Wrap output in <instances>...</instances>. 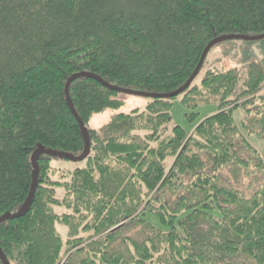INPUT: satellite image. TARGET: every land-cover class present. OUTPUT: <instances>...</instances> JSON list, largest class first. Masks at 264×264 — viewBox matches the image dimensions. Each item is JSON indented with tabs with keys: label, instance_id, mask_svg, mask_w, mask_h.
<instances>
[{
	"label": "trees",
	"instance_id": "trees-1",
	"mask_svg": "<svg viewBox=\"0 0 264 264\" xmlns=\"http://www.w3.org/2000/svg\"><path fill=\"white\" fill-rule=\"evenodd\" d=\"M231 35H264V0H0V219L25 207L39 171L20 218L0 223V264H264V154L249 141L264 143L263 64L208 71L101 130L93 116L122 93L78 77L69 96L90 152L70 175L53 166L86 150L71 77L170 94ZM178 98L190 132L172 124ZM205 104L217 112L198 122ZM41 149L67 156L35 165ZM228 169L256 190L227 184Z\"/></svg>",
	"mask_w": 264,
	"mask_h": 264
},
{
	"label": "rangeland",
	"instance_id": "rangeland-1",
	"mask_svg": "<svg viewBox=\"0 0 264 264\" xmlns=\"http://www.w3.org/2000/svg\"><path fill=\"white\" fill-rule=\"evenodd\" d=\"M264 65V38L262 39H229L220 41L214 44L208 51L202 67L200 68L195 84H200L203 76L208 71L223 72L232 68L238 69L243 76L247 74L248 69L252 65ZM121 98L125 101L123 107L118 110H106L100 114H95L91 120L90 127L95 130H101L106 124L110 122L113 116L116 114H129L134 110L145 111L150 99L141 95L122 93ZM199 113V119L202 120L207 116H211L217 112L216 104H205L200 106L197 110ZM190 111L183 107L180 102V98L174 101V108L172 111L173 122L175 126H180L185 131L190 132L195 124H192L187 119V114ZM242 111L235 113L237 124L243 118ZM249 141L259 150L261 154H264V143L258 140L256 137H249ZM53 166L61 171H64L67 175L73 172L74 169L86 166L84 161L74 162L71 159L54 158ZM226 183L232 185L241 191L250 195L256 190L257 182L252 177H247L242 172L241 176L234 175L230 170L224 172ZM57 176V175H56ZM55 178L57 179L58 177ZM60 179V178H58ZM261 181V178H259ZM60 196L63 192L59 190ZM64 211V210H62ZM60 234L63 238L67 237V230L64 226H57ZM127 236L140 237L138 230H132L125 233Z\"/></svg>",
	"mask_w": 264,
	"mask_h": 264
},
{
	"label": "water",
	"instance_id": "water-1",
	"mask_svg": "<svg viewBox=\"0 0 264 264\" xmlns=\"http://www.w3.org/2000/svg\"><path fill=\"white\" fill-rule=\"evenodd\" d=\"M264 38V35H261V36H256V37H249V36H243V35H231V36H224V37H220L214 41H212L208 46L207 48L205 49L203 55H202V58L195 70V72L193 73L192 77L189 79V81L186 83L185 86H183L181 89L173 92V93H170V94H150V93H143V92H136V91H129V90H122V89H118V88H114V87H111L109 86V84H107L105 81L101 80L100 78L94 76V75H89V74H81V75H74L73 77H71L66 85V95H67V99H68V104H69V107L74 115V117L76 118L77 122L79 123L80 127L82 128V131H83V137L85 139V144H86V150L84 152L83 155L79 156V157H73V156H70V155H65L63 153H59V152H56V151H52V150H45V149H41L39 151H37L35 154H34V163L35 165H37V158L40 154L42 153H47V154H50V155H53V156H62V157H65L67 156L69 159H71L72 161L74 162H82L84 160H86V158L88 157L89 155V152H90V143H89V136H88V132L87 130L85 129L84 127V124L83 122L81 121V119L78 117L75 109L73 108L72 104H71V101H70V96H69V86L70 84L75 80L77 79L78 77H82V76H88L90 78H93L95 80H98L101 84H103L105 87H108V88H111V89H114L116 91H120L121 93H129V94H136V95H141V96H144L146 98H149V99H171V98H174V97H178L179 95H181L189 86L190 84L193 82V80L196 78V76L198 75V72L204 62V59L208 53V51L210 50V48L220 42V41H225V40H229V39H262ZM38 167L36 166V170H35V174H34V182H33V187H32V191H31V194H30V197H29V200L27 202V204L25 205V207L19 212V214L15 215V216H5L3 217L2 219H0V223L2 222H5V221H8V220H13L15 218H18L22 212L24 211V209L27 208V206L31 203V199L32 197L34 196V193H35V190H36V185H37V177H38Z\"/></svg>",
	"mask_w": 264,
	"mask_h": 264
},
{
	"label": "bare ground",
	"instance_id": "bare-ground-1",
	"mask_svg": "<svg viewBox=\"0 0 264 264\" xmlns=\"http://www.w3.org/2000/svg\"><path fill=\"white\" fill-rule=\"evenodd\" d=\"M202 67V66H201ZM79 124V123H78ZM33 161H34V157H33ZM11 215V214H10ZM15 216V215H14ZM20 218V217H19ZM3 223V222H2Z\"/></svg>",
	"mask_w": 264,
	"mask_h": 264
}]
</instances>
